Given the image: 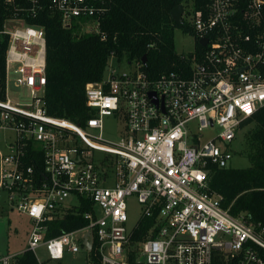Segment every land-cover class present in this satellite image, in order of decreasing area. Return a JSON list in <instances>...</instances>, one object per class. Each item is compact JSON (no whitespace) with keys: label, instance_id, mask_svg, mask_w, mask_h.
Listing matches in <instances>:
<instances>
[{"label":"built area","instance_id":"built-area-1","mask_svg":"<svg viewBox=\"0 0 264 264\" xmlns=\"http://www.w3.org/2000/svg\"><path fill=\"white\" fill-rule=\"evenodd\" d=\"M106 1L0 0L10 10L0 28L7 36L0 192L31 220L25 249L39 264L46 262L38 248L50 261L82 248L88 264H264V223L232 215L208 191L212 171L229 166L240 124L264 106V0H206L200 8L191 0L181 18L195 49L180 54L181 66L150 79L142 62L119 72L109 62L100 81L85 85L92 114L81 126L48 112L45 29L28 19L47 8L63 27L98 33ZM11 84L28 93L27 103L9 96ZM110 116L125 122L115 140L103 136ZM94 150L110 155L105 165L94 163ZM134 194L141 215L128 227ZM81 199L92 202L83 212L88 223L46 237L47 222ZM18 254L0 252V264H16Z\"/></svg>","mask_w":264,"mask_h":264},{"label":"trees","instance_id":"trees-1","mask_svg":"<svg viewBox=\"0 0 264 264\" xmlns=\"http://www.w3.org/2000/svg\"><path fill=\"white\" fill-rule=\"evenodd\" d=\"M186 0H107V10L99 22V32L80 33L77 26L63 27L57 13L45 9L28 22L41 25L46 34V86L44 99L48 112L66 117L81 126L92 114L86 104L85 85L100 81L109 59L142 62L141 70L156 79L162 73L181 66V55L174 47V30L192 34L189 25L176 22L171 11L185 6ZM195 8L206 6V0H192ZM10 10L0 2V28ZM201 51V46L196 45ZM7 36L0 35V97L5 87V50ZM145 57V62H143ZM254 123L249 135L252 163L248 167L214 169L208 191L222 196L223 207L232 215L245 213L264 223V106L240 124ZM92 202L81 199V206L67 209L63 216L47 222L46 237L85 226V210ZM144 221L137 237L146 235ZM16 264H39L35 254L25 249L16 257Z\"/></svg>","mask_w":264,"mask_h":264},{"label":"rangeland","instance_id":"rangeland-1","mask_svg":"<svg viewBox=\"0 0 264 264\" xmlns=\"http://www.w3.org/2000/svg\"><path fill=\"white\" fill-rule=\"evenodd\" d=\"M191 0L185 1V6L191 5ZM174 47L178 54H188L195 49V38L190 33H186L179 28L174 30ZM109 62L114 65L115 72L128 69L127 63L124 61H118L115 56L109 59ZM11 98L17 99L19 102L27 103L29 101L28 93L22 89H15L12 84L10 85ZM255 127L254 123H250L244 127H240L234 140L231 142L230 147L232 151V157L229 160V166L231 167H248L252 161L248 157L251 153L249 146V135L251 130ZM203 138L206 139L211 131L204 130L201 132ZM125 134V122L120 116H110L105 118L103 136L109 140H115ZM110 157L109 154L94 150L93 161L95 164L104 163ZM110 164L113 167L112 161ZM111 171V169H110ZM108 185L112 183V180L107 182ZM127 214L128 223L127 226H132L141 215V207L137 202L135 194L127 197ZM31 228V220L20 213L16 209H11L5 201V194L0 192V252L1 253H20L27 245V239L29 230ZM36 255L45 264H88V258L86 252L81 248L78 252H65L64 257L60 261H50L47 259V253L45 249L38 248Z\"/></svg>","mask_w":264,"mask_h":264},{"label":"water","instance_id":"water-1","mask_svg":"<svg viewBox=\"0 0 264 264\" xmlns=\"http://www.w3.org/2000/svg\"><path fill=\"white\" fill-rule=\"evenodd\" d=\"M182 11H183V6H182V4L176 6L175 8L172 9V11H171V16H172V18H173L176 22H180V23L182 22V18H181ZM206 41H207L206 38H201V39L199 40L200 44H205ZM143 62H145V57H143ZM107 67H108V66H106V68H107ZM150 95H152V93H151ZM85 244L87 245L88 248H90V245H91V244H90V241H87Z\"/></svg>","mask_w":264,"mask_h":264},{"label":"snow or ice","instance_id":"snow-or-ice-1","mask_svg":"<svg viewBox=\"0 0 264 264\" xmlns=\"http://www.w3.org/2000/svg\"><path fill=\"white\" fill-rule=\"evenodd\" d=\"M244 108H245L246 110H249V111H250V109H249V106H248V105H244Z\"/></svg>","mask_w":264,"mask_h":264}]
</instances>
